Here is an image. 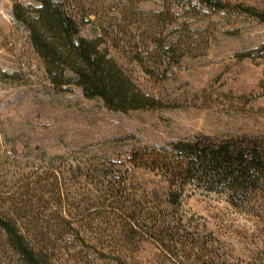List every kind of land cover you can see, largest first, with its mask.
Wrapping results in <instances>:
<instances>
[{
	"label": "rangeland",
	"instance_id": "rangeland-1",
	"mask_svg": "<svg viewBox=\"0 0 264 264\" xmlns=\"http://www.w3.org/2000/svg\"><path fill=\"white\" fill-rule=\"evenodd\" d=\"M63 1L161 107L112 112L78 88L50 89L12 15L38 4L0 0V212L45 264H264V177L233 198L190 178L172 204L165 177L130 162L183 140L264 149V0ZM155 38L175 44L172 59ZM0 264H21L1 229Z\"/></svg>",
	"mask_w": 264,
	"mask_h": 264
},
{
	"label": "trees",
	"instance_id": "trees-1",
	"mask_svg": "<svg viewBox=\"0 0 264 264\" xmlns=\"http://www.w3.org/2000/svg\"><path fill=\"white\" fill-rule=\"evenodd\" d=\"M34 1L38 6L13 4L12 15L24 27L50 89L64 92L78 88L84 97L99 100L112 112L129 113L161 107L158 99L138 88L108 49L103 48L102 37L88 39L81 35L78 22L63 0ZM196 1L216 10L225 9L220 0ZM241 8L254 12L250 7ZM255 13L264 21V11ZM154 42L157 50L171 53L168 59L175 56V44L169 43L164 49L167 44L163 39L155 38ZM138 55L137 62L146 73L155 75L156 70L145 66ZM158 67L160 69L161 64ZM162 73L164 77L166 70ZM130 162L135 166L151 164L159 171L170 186L168 201L172 204L178 203L177 192L172 187L190 178L222 185L233 198L255 190L259 178L264 177V149L248 140H225L217 144L195 140L171 142L153 155L135 154ZM0 229L21 264H45L15 221L1 212Z\"/></svg>",
	"mask_w": 264,
	"mask_h": 264
}]
</instances>
